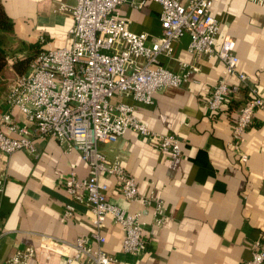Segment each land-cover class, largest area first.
<instances>
[{
  "label": "crops",
  "instance_id": "1",
  "mask_svg": "<svg viewBox=\"0 0 264 264\" xmlns=\"http://www.w3.org/2000/svg\"><path fill=\"white\" fill-rule=\"evenodd\" d=\"M61 1L74 3L2 0L14 21L13 32L5 34L11 57L26 54L27 44L37 41L44 43L43 48L72 43L71 15L54 11ZM161 12L160 3L148 1L140 7L124 3L115 13L128 19L133 31L148 32L154 40L161 34ZM212 13L220 37L229 34L235 39L239 71L264 97V2L217 0ZM190 40L189 34L182 36L174 42L172 56L160 59L169 69L188 73L183 85L157 91L149 104L129 95L116 98L133 105L138 118L154 131L176 135L183 154L172 158L159 149L156 139L132 129L115 142L99 145L108 158L123 160L142 193L139 199L126 200L116 177L101 176L109 185V200L141 212L145 223L147 248L138 255L124 252V227L106 221L105 249L119 264H240L251 258L256 240L264 242V110L256 112L244 134L241 151L248 160L242 162L232 146V128L248 89L236 75L227 77L241 88L219 111H212L207 102L223 76V63L191 52ZM193 64L199 66L198 72L190 68ZM19 74L11 58L0 74V118L9 110L7 95ZM12 116L19 125L27 122L19 108ZM36 147L38 155L0 150V264L27 247L35 249L27 264H69L72 249L65 242L88 235L93 228L89 206L73 200L65 186L72 172L88 177L89 164L79 151L65 149L56 139L37 140ZM151 195L165 203L161 225L155 223L152 206L144 204ZM66 203L75 206L71 218L63 215Z\"/></svg>",
  "mask_w": 264,
  "mask_h": 264
},
{
  "label": "built area",
  "instance_id": "2",
  "mask_svg": "<svg viewBox=\"0 0 264 264\" xmlns=\"http://www.w3.org/2000/svg\"><path fill=\"white\" fill-rule=\"evenodd\" d=\"M148 1L162 6L161 34L154 40L148 32L133 31L129 20L115 13L124 3L140 7ZM216 1L74 0L73 4L61 1L55 7V12L69 13L73 19L69 29L72 43L43 48L33 57L28 70L17 76L7 95L9 110L0 118V150L7 154L27 151L38 155L36 141L52 138L69 151H79L89 164L88 177L80 178L72 172L65 181L70 197L89 206L93 225L88 235L65 242L72 249L67 263L119 264V259L105 249L108 219L125 229L124 252L139 255L146 251L141 212H130L111 202L109 185L101 176L116 177L121 194L130 201L142 197L138 182L120 157L108 158L99 145L115 142L132 129L156 139L159 149L172 158L183 154L176 135L154 131L138 118L133 105L116 98L129 95L149 104L157 91L183 85L188 73L175 72L160 59L172 56L174 42L186 34L191 38V52L217 57L223 63V76L207 102L212 111H219L241 85L248 89L249 97L240 107L232 128V146L241 153L240 160L247 162L248 155L241 151L243 137L256 112L264 110V97L257 86L249 83L247 74L239 71L235 39L229 34L219 35L220 25L212 13ZM190 68L200 70L194 64ZM233 75L241 85L228 81L227 77ZM14 108L23 112L25 124L14 121ZM2 185L0 178V190ZM144 204L152 206L155 223L161 225L164 201L151 195L144 199ZM75 210L72 203H66L64 217H73ZM34 256L35 249L27 247L17 250L6 264H27ZM240 264H264V242L256 240L251 258Z\"/></svg>",
  "mask_w": 264,
  "mask_h": 264
},
{
  "label": "trees",
  "instance_id": "3",
  "mask_svg": "<svg viewBox=\"0 0 264 264\" xmlns=\"http://www.w3.org/2000/svg\"><path fill=\"white\" fill-rule=\"evenodd\" d=\"M14 30V21L8 15L2 0H0V74L3 72L10 59L13 60V65L16 71L20 74L25 73L31 60L35 55L43 50V42L37 41L27 44V53L21 57H15L8 52L7 40L5 34H10Z\"/></svg>",
  "mask_w": 264,
  "mask_h": 264
}]
</instances>
